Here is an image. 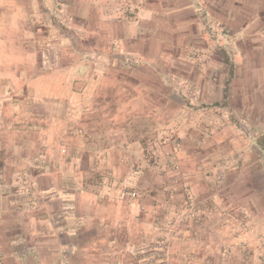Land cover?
I'll list each match as a JSON object with an SVG mask.
<instances>
[{
	"label": "rangeland",
	"instance_id": "1",
	"mask_svg": "<svg viewBox=\"0 0 264 264\" xmlns=\"http://www.w3.org/2000/svg\"><path fill=\"white\" fill-rule=\"evenodd\" d=\"M196 1L0 0V105L5 92H8L12 93L11 100L21 113L26 111L40 116L44 111H50L51 103L47 98L41 105L31 95L17 93L16 87L35 75L66 63H79L83 59L88 60L87 66L91 70L92 65L98 67L99 64L107 70H114L117 62L112 60V52L103 48V43L106 37L113 36L112 20L115 17L132 15L135 9L146 3L180 7ZM207 1L216 4L233 2H203ZM190 40L180 45L183 49L179 51L178 44L174 46L171 40L168 53L164 54L166 58L154 65L158 70L166 68L177 74L169 77L166 81L169 87L163 91H141L130 87V90L118 92L115 99L110 93L105 96L111 99L112 106L114 100L120 98L122 104L127 98H132L131 109L125 110L123 105L120 106V115L127 117L125 124L121 125V143L128 145L130 140H138L141 145L121 151V156H118L121 169L118 168L116 173L102 171L96 164L95 169H88L86 176L90 184L114 178L117 182L114 187L119 188L121 194H127V201L138 207L136 223L130 224L126 220V224L121 226L126 230L117 235V246L124 249L120 254L115 253L120 256L118 264H196L198 257L206 259L209 256L217 264H255L257 258L264 257V236L258 233L257 228L252 229L250 221L241 214L243 207L240 204L247 188L255 192L259 189V193L264 194V171L248 166L255 160L253 154L257 145L252 141L257 143L259 140L250 136L245 139L246 133L261 131L259 144L264 147V129L259 131L242 121V110L248 112V109L241 108L244 103L241 101L240 79L233 82L234 91L228 98L221 96L222 83L226 86L228 79L227 65L222 66L218 62L222 61V55L219 53L217 57L209 51L197 55L193 44H188ZM201 40V44L208 45L206 40ZM110 43L107 42L108 45ZM150 68L148 64L140 66L136 73L123 77L120 83L154 86L160 78ZM95 72L96 83L113 81L107 77L99 78ZM116 73L121 76L122 72ZM213 75H216L217 85L211 86L208 97L198 96L187 88L185 91L177 90L182 84L176 79L199 83L214 79ZM98 113L101 110H90V118L85 125L87 129L104 131L108 126L97 124ZM46 121H41V130L32 129L43 136H46L45 129L47 133H53L58 125ZM67 128L76 129L74 135L82 134L78 133L82 129L80 124L69 123ZM95 131L87 134L89 131L82 129L85 137H90L84 146L89 144L91 149L98 150L102 141L98 140ZM26 136L33 142L32 132H25ZM30 142L20 140L22 145ZM32 146V143L28 145L29 148ZM247 150L250 158L244 163ZM103 152L99 150L97 155L101 158L106 156L107 153ZM95 161L99 163L100 160L96 158ZM13 178L25 188L28 198L35 196L36 186L27 168L14 172ZM202 178L215 185L224 183L226 187L216 189L217 196H226L229 200L216 201L208 197L212 203L207 208L201 207L200 203L205 199L197 197L195 187ZM109 200L113 202L114 199ZM148 225H151V238L147 234L145 240V226L149 230ZM208 225L214 231L211 236L205 234ZM129 228H132L131 236L140 230L141 236H136L137 244H128L125 240Z\"/></svg>",
	"mask_w": 264,
	"mask_h": 264
},
{
	"label": "crops",
	"instance_id": "2",
	"mask_svg": "<svg viewBox=\"0 0 264 264\" xmlns=\"http://www.w3.org/2000/svg\"><path fill=\"white\" fill-rule=\"evenodd\" d=\"M203 1L187 2L180 7L146 3L135 9L132 15L115 17L112 20L113 36H109L110 40L106 37L103 43V48L111 51L112 60L117 62L114 70H107L100 64L97 68L92 65L91 70L87 66L88 60L83 59L40 73L18 85L17 93L31 95L41 105L46 98L51 103L48 104L51 110L40 116L26 111L21 113L11 100L12 93L5 92L0 105V264L119 263L120 256L115 253L120 254L124 249L117 246V235L126 230L121 229L126 220L130 224L136 223L138 207L127 201V194H121L119 188L114 187L117 184L114 178L90 184L86 180L87 171L90 167L95 169L97 164L102 171L114 174L121 166L118 162L121 151L141 146L138 140H130L128 145L121 143V125L125 124L127 117L120 115V106L131 109L132 98L122 104L120 98L114 100L112 106L111 99L105 96L110 93L115 99L118 92L133 87L155 92L169 87L166 81L177 74L166 68L158 70L154 65L166 58L164 54L168 53L171 40L174 46L178 44V51L183 49L180 45L191 38L188 44H193L197 55L209 51L218 57L220 53L222 61L218 62L227 65L228 74L226 86L222 83L221 96L228 98L234 91L233 82L240 79L241 101L244 103L241 108L248 109V112L242 110V121L259 131L264 129V0H231L233 2L228 4ZM201 38L208 45L201 44ZM107 42L111 43L108 45ZM145 64L159 76L158 84L132 83L126 86L120 83L123 77H131ZM95 71L99 78L107 77L113 81L96 83ZM116 71L122 72L121 76ZM196 71L202 75L199 69ZM213 77L199 83L176 79L182 84L177 90L187 88L198 96L208 97L211 86L217 85L216 75ZM237 89L235 87V91ZM90 110H101L96 115V122L108 125L104 131L85 127ZM46 120L58 125L53 133H47L45 129L46 136H43L32 129L41 130V121ZM69 123L80 124L83 131H89L87 134L95 131L98 140L102 141L98 150L91 149L89 144L85 147L90 137H85L82 129L78 132L82 134L74 135L76 129L68 130ZM25 132H32L33 142L29 136L25 137ZM260 134L261 131L248 132L245 139L250 136L259 140L257 143L252 141L257 145L253 154L255 160L248 166L264 171V147L259 144ZM20 140L29 141L33 146L29 148L30 143L22 145ZM99 150L104 151L102 154L107 153L106 156L97 155ZM249 153L247 150L244 154V163L249 160ZM24 168L29 170L36 186L32 199L13 178L14 172ZM223 184L215 185L203 178L196 182L197 197L205 199L200 206L207 208L212 203L208 197L227 202L228 197L217 196L216 189H221ZM244 195L240 202L241 214L250 221L252 229L257 228L264 236V194L259 193V189L255 192L247 188ZM110 198L114 199L113 202ZM148 226L149 230L145 226V240L147 234L151 238V225ZM207 227L205 234L211 236L214 231L211 225ZM127 230L125 240L128 244H137L136 236H141L140 230L132 236V228ZM208 246L211 248L210 244ZM254 263L264 264V257L257 258ZM196 264L217 263L209 256L206 259L198 257Z\"/></svg>",
	"mask_w": 264,
	"mask_h": 264
}]
</instances>
